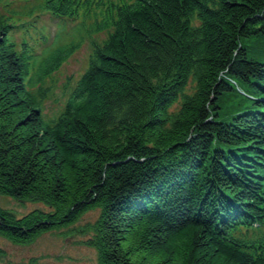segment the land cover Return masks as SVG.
I'll list each match as a JSON object with an SVG mask.
<instances>
[{
    "label": "trees",
    "instance_id": "1",
    "mask_svg": "<svg viewBox=\"0 0 264 264\" xmlns=\"http://www.w3.org/2000/svg\"><path fill=\"white\" fill-rule=\"evenodd\" d=\"M95 5L42 0L27 15L75 21ZM107 11L55 119L42 84L79 41L39 58L0 15V195L48 208L0 207V237L30 244L97 211L82 232L98 264H264V0Z\"/></svg>",
    "mask_w": 264,
    "mask_h": 264
},
{
    "label": "rangeland",
    "instance_id": "2",
    "mask_svg": "<svg viewBox=\"0 0 264 264\" xmlns=\"http://www.w3.org/2000/svg\"><path fill=\"white\" fill-rule=\"evenodd\" d=\"M40 1L0 0V15L8 17L15 25H23L13 30L11 38L18 44L27 43L39 58L58 46L79 41V48L42 84L46 92L40 106L42 113L48 119H55L62 112L77 79L88 67L92 43L103 42L109 34V29L91 36L87 34L88 28L106 20L109 0H94L100 6H93L88 17L80 13L75 21L55 20L37 10L28 16V10ZM0 207L19 218L34 209H48L42 203L2 195ZM97 215V211H88L70 227L43 234L30 244H14L0 237V250L3 251L0 264H98L96 250L86 244L90 235L82 232V228L92 223Z\"/></svg>",
    "mask_w": 264,
    "mask_h": 264
},
{
    "label": "bare ground",
    "instance_id": "3",
    "mask_svg": "<svg viewBox=\"0 0 264 264\" xmlns=\"http://www.w3.org/2000/svg\"><path fill=\"white\" fill-rule=\"evenodd\" d=\"M13 42L16 44V46H17V48H18L17 50H19V51H20V49H21L20 47L22 46V45H21V43H20V44H18V43H17V42H15L14 40H13ZM49 52H50V51H49ZM32 74H33V73H30V76H29V77H30V79H32ZM78 80H79V78L77 79V81H78ZM77 81H76V82H77ZM32 90H33V91H35V87H33V89H32ZM41 103H42V102H41Z\"/></svg>",
    "mask_w": 264,
    "mask_h": 264
}]
</instances>
